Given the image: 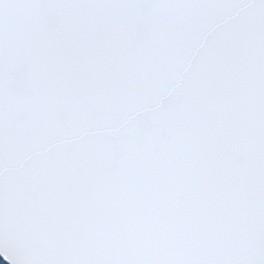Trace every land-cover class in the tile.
I'll list each match as a JSON object with an SVG mask.
<instances>
[{"label": "snow or ice", "instance_id": "1", "mask_svg": "<svg viewBox=\"0 0 264 264\" xmlns=\"http://www.w3.org/2000/svg\"><path fill=\"white\" fill-rule=\"evenodd\" d=\"M3 264H264V0H0Z\"/></svg>", "mask_w": 264, "mask_h": 264}, {"label": "water", "instance_id": "2", "mask_svg": "<svg viewBox=\"0 0 264 264\" xmlns=\"http://www.w3.org/2000/svg\"><path fill=\"white\" fill-rule=\"evenodd\" d=\"M0 264H3V261L2 260H0Z\"/></svg>", "mask_w": 264, "mask_h": 264}]
</instances>
